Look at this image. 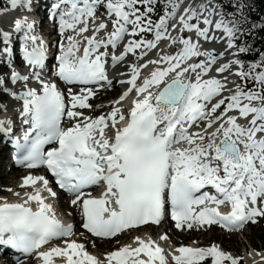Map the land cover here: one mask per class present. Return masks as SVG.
<instances>
[{
  "label": "snow or ice",
  "instance_id": "6c2138e0",
  "mask_svg": "<svg viewBox=\"0 0 264 264\" xmlns=\"http://www.w3.org/2000/svg\"><path fill=\"white\" fill-rule=\"evenodd\" d=\"M39 6L7 0L0 16ZM43 7L59 37L51 68L34 15L0 29L8 70L0 74L7 97L0 135L15 164L30 170L23 192L3 189L15 202L0 196V247L13 251L15 264H245L216 243L175 246L164 233V247L151 237L126 244L119 237L160 226L166 214L180 232L239 233L264 221V51L254 46L264 39V17L252 19L249 0H47ZM15 37L25 72L14 63ZM117 84L122 92L105 103ZM9 101L19 105L18 124L7 116ZM57 188L64 215L79 214L84 231L61 218ZM106 241L113 250L99 251ZM248 256L264 264V251Z\"/></svg>",
  "mask_w": 264,
  "mask_h": 264
},
{
  "label": "bare ground",
  "instance_id": "6f19581e",
  "mask_svg": "<svg viewBox=\"0 0 264 264\" xmlns=\"http://www.w3.org/2000/svg\"><path fill=\"white\" fill-rule=\"evenodd\" d=\"M1 157H3V152L1 153ZM3 159L1 158V160H0V172L1 171H3L4 169H5V167H4V164L2 163L3 161H2ZM12 173V174H11ZM19 173V172H18ZM17 173V171H12V172H10V173H8L5 177H3V178H0V181H2L3 180V183H5L6 181H7V184H12V187L14 186H19L20 185V182H19V179L21 178L20 177V174H18ZM7 186H9V185H7ZM61 202H63L62 201V199H61ZM74 217H76V214L74 215ZM249 229H251V227L249 228ZM213 233L211 234V237L212 238H218L221 242H219L223 247H226V249H225V251H228V252H231L232 254H234L235 253V249H230V248H227V246H224L225 245V243H226V239L225 238H223L222 237V235H219V234H217L216 232H215V230H213L212 231ZM249 232V231H248ZM176 236H180V235H178V234H175ZM245 235V234H244ZM206 236H210V235H203L202 237H203V239H206ZM220 237H222V238H220ZM237 237V236H236ZM222 239H223V241L224 242H222ZM190 240H193V238L192 239H190ZM232 240V241H231ZM228 241H231L230 243L231 244H233L234 242H235V237H232V238H228ZM249 241H251L250 243H252V240L250 239ZM111 244H113V242H110V241H108V242H104L103 244H101L100 246H103V247H108L109 248V246L111 245ZM244 247V249H243V252H242V254H245L246 255V257H245V259H246V263L247 264H253V260H252V257H249L248 256V252H250V251H252V250H256V251H264V249L262 248V246H260V248H258L257 246H255V244L253 243V244H250V245H247V246H243ZM237 252V251H236ZM256 259L257 260H259V257H256Z\"/></svg>",
  "mask_w": 264,
  "mask_h": 264
},
{
  "label": "rangeland",
  "instance_id": "374dc122",
  "mask_svg": "<svg viewBox=\"0 0 264 264\" xmlns=\"http://www.w3.org/2000/svg\"><path fill=\"white\" fill-rule=\"evenodd\" d=\"M6 168L7 169H5L4 172H2V171L0 172V178L5 177L6 174H8L9 171H11V170H8L7 166H6ZM7 185H9V184H7V181L5 183H3V180L0 181V188H2V187L5 188ZM61 208H62V210H64V213H65L66 212L65 207L62 206ZM66 210L69 211L67 206H66ZM244 234L241 236L235 237V242L233 244L230 243L232 240L228 241L226 239L227 241L225 243V246H227V248H230V249H235L238 253L242 254L243 249H244L243 246H247L251 242V241H249L251 239L252 244L254 243L255 246H257L258 248H260V246H262V248L264 249V224H262L261 226H258V227L251 228V229L247 230ZM220 238H222V237H220ZM209 240H211V242H212L213 238H211V239L209 238ZM217 240H219V239L217 238ZM224 241L222 239V242H224Z\"/></svg>",
  "mask_w": 264,
  "mask_h": 264
},
{
  "label": "trees",
  "instance_id": "16d2710c",
  "mask_svg": "<svg viewBox=\"0 0 264 264\" xmlns=\"http://www.w3.org/2000/svg\"><path fill=\"white\" fill-rule=\"evenodd\" d=\"M252 11V19L259 20L261 17H264V0H249ZM260 36H264V32L260 33ZM264 45V39L262 40Z\"/></svg>",
  "mask_w": 264,
  "mask_h": 264
}]
</instances>
